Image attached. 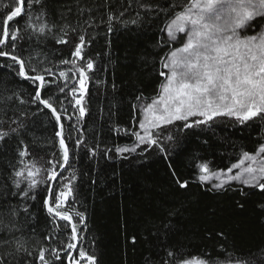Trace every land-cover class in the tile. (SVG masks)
I'll use <instances>...</instances> for the list:
<instances>
[{
    "label": "snow or ice",
    "instance_id": "snow-or-ice-1",
    "mask_svg": "<svg viewBox=\"0 0 264 264\" xmlns=\"http://www.w3.org/2000/svg\"><path fill=\"white\" fill-rule=\"evenodd\" d=\"M151 77L158 83L149 97L143 84ZM93 84L110 99L95 108L102 123L89 132ZM125 103L130 119L121 125L115 118ZM225 120L256 128L254 149L240 145L223 168L192 155L185 177L177 159L190 137ZM105 128L128 143L109 147ZM260 133L264 0H7L0 6V264H102L85 244L87 208L76 207L73 165L81 154L97 176L101 161L114 159L165 166L172 199L150 203V215L129 233L133 250L146 248L141 264H264V241L238 243L253 226L264 232ZM202 195L214 202L199 221L186 220V206ZM193 238L208 242L196 256L184 251Z\"/></svg>",
    "mask_w": 264,
    "mask_h": 264
},
{
    "label": "trees",
    "instance_id": "trees-1",
    "mask_svg": "<svg viewBox=\"0 0 264 264\" xmlns=\"http://www.w3.org/2000/svg\"><path fill=\"white\" fill-rule=\"evenodd\" d=\"M6 2L7 0H0V6ZM124 43L125 40L121 37L118 44L123 45ZM117 72L123 74L124 69H117ZM157 83L155 77L145 80L143 84L145 95L154 96ZM90 91L93 93L94 110L92 116L86 121L89 132L94 127L99 128L102 123L96 120L95 108L102 101L106 102L110 99L103 95L94 84L90 85ZM115 119L121 125L128 123L130 111L127 103L120 109ZM102 135L109 147L113 143H128L123 136L109 134L106 128ZM260 135L264 136V133ZM256 137L257 129L254 127L233 126L227 120L222 123L218 122L212 131L206 132L201 137H190L185 153L177 159V166L185 177H189L192 174L190 156L197 155L212 159L217 168L226 167L235 162L234 153L238 152L240 145H244L245 150H253L257 143ZM202 140H208V144L202 145ZM91 142L90 140L89 143ZM232 143L237 145L236 149L232 148ZM73 166L79 170L80 177L77 182L78 203L76 207L80 210L87 208L86 246H92V250L98 254L102 264H141L146 248L141 242L133 250L129 233L139 227L142 217L150 215V203L172 199L173 190L169 187L163 163L156 160H148L143 164L115 159L101 161L100 168L97 169L100 175L97 176L92 169V162L81 154V159ZM92 179L97 182L92 184ZM213 202L211 195L200 196L198 201H193L186 206L185 219H190L192 222L199 221L206 206ZM248 207L251 213V201ZM232 219L243 221L248 217L234 216ZM262 241H264V232L256 226H253L252 231L239 233L238 243L244 248L254 247ZM184 243L188 245L184 251L191 256H196L208 242L193 238L185 240Z\"/></svg>",
    "mask_w": 264,
    "mask_h": 264
}]
</instances>
